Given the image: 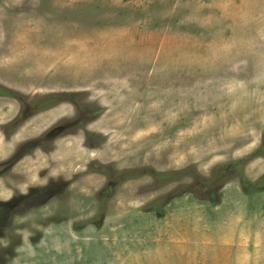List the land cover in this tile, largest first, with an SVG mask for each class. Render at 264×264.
Wrapping results in <instances>:
<instances>
[{
  "label": "rangeland",
  "instance_id": "1",
  "mask_svg": "<svg viewBox=\"0 0 264 264\" xmlns=\"http://www.w3.org/2000/svg\"><path fill=\"white\" fill-rule=\"evenodd\" d=\"M260 146L264 0H0V264H264Z\"/></svg>",
  "mask_w": 264,
  "mask_h": 264
},
{
  "label": "trees",
  "instance_id": "2",
  "mask_svg": "<svg viewBox=\"0 0 264 264\" xmlns=\"http://www.w3.org/2000/svg\"><path fill=\"white\" fill-rule=\"evenodd\" d=\"M264 155V146H260L257 150H255L253 152V154L251 155V157H255V156H258V155ZM220 171L218 169H216L213 173V179L210 180V182H214L215 181V175L217 174V172ZM221 173H224L223 170H221ZM215 176V177H214Z\"/></svg>",
  "mask_w": 264,
  "mask_h": 264
}]
</instances>
